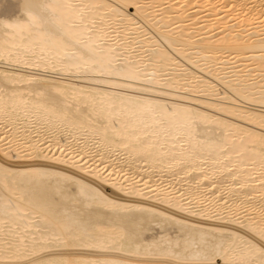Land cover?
Segmentation results:
<instances>
[{"label":"bare ground","instance_id":"1","mask_svg":"<svg viewBox=\"0 0 264 264\" xmlns=\"http://www.w3.org/2000/svg\"><path fill=\"white\" fill-rule=\"evenodd\" d=\"M263 19L0 0V264H264Z\"/></svg>","mask_w":264,"mask_h":264},{"label":"rangeland","instance_id":"2","mask_svg":"<svg viewBox=\"0 0 264 264\" xmlns=\"http://www.w3.org/2000/svg\"><path fill=\"white\" fill-rule=\"evenodd\" d=\"M135 11H134V9H131V13H134ZM237 13H240V12H237ZM245 14V13H244ZM225 15V14H224ZM239 15H241V13L239 14ZM242 16H243V14H242ZM241 16V17H242ZM231 17V19L230 20H233V18L235 17L236 18V16H230ZM237 17H240V16H237ZM264 20V19H263ZM260 21V20H259ZM261 21H262V19H261ZM208 30V29H207ZM214 32H217V31H214ZM210 34H214L213 32L212 33H210ZM227 56V55H226ZM233 57V56H232ZM232 57H230V58H232ZM230 66H232V65H230ZM259 205V204H258ZM260 206V205H259ZM250 208H252V207H250ZM246 209H249V208H246ZM246 209H244V210H246Z\"/></svg>","mask_w":264,"mask_h":264}]
</instances>
